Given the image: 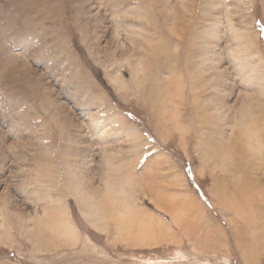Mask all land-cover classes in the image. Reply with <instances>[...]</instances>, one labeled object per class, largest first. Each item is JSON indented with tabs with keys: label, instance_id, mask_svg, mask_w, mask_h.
<instances>
[{
	"label": "rangeland",
	"instance_id": "1",
	"mask_svg": "<svg viewBox=\"0 0 264 264\" xmlns=\"http://www.w3.org/2000/svg\"><path fill=\"white\" fill-rule=\"evenodd\" d=\"M0 264H264V0H0Z\"/></svg>",
	"mask_w": 264,
	"mask_h": 264
},
{
	"label": "bare ground",
	"instance_id": "2",
	"mask_svg": "<svg viewBox=\"0 0 264 264\" xmlns=\"http://www.w3.org/2000/svg\"><path fill=\"white\" fill-rule=\"evenodd\" d=\"M169 87V86H168ZM152 96V98L153 99H155V100H157V98L159 99V97H157V95H155V94H153V95H151ZM163 102H166V103H170V104H172L171 102H172V100L171 99H166L165 101H163ZM155 105H157V103H155ZM153 106H154V104H153ZM162 109V108H161ZM163 110V109H162ZM159 113H161V111L159 110L158 111ZM178 115V113H176L175 112V116H177ZM178 124V123H177ZM174 126H170L169 128L170 129H172ZM176 128L177 129H181V127H179V126H176ZM259 127H253V131H251V133L252 134H254L255 136H256V134H257V132L259 131ZM239 134H240V137L241 138H243V137H246V136H248V135H250V131H246V130H243V131H241L240 132V129H239V132H238ZM251 134V135H252ZM235 138V137H234ZM255 138V137H254ZM253 146H254V148H257V145L258 144H252ZM253 146H251V147H253ZM226 149H228V150H230L231 152L232 151H234V150H238V151H240V152H247V151H250V147L248 148L247 146L245 147V146H242V145H240L239 143H238V140H236V142H234V143H230L229 142V144H228V147L226 148ZM230 157V156H229ZM227 157H222V160L221 161H225V160H227L226 159ZM230 166H228L230 169H232V170H238V169H241L242 168V166L241 165H238V164H236V162L235 161H233V162H231L230 161ZM246 173V172H245ZM139 227H140V230H141V225L139 224ZM139 231V230H138ZM138 232L137 233H135L134 235H136V236H138Z\"/></svg>",
	"mask_w": 264,
	"mask_h": 264
}]
</instances>
